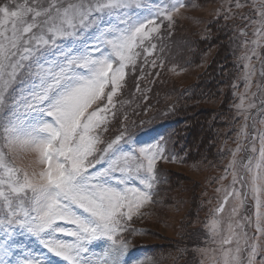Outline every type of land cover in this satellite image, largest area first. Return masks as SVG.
Segmentation results:
<instances>
[{"label":"snow or ice","instance_id":"6c2138e0","mask_svg":"<svg viewBox=\"0 0 264 264\" xmlns=\"http://www.w3.org/2000/svg\"><path fill=\"white\" fill-rule=\"evenodd\" d=\"M252 6L255 35L264 39V0ZM184 7V0H0V264H144L130 258L133 218L155 203L158 163L178 158L167 153L162 136L133 146L135 124L127 115L120 121L117 97L130 72L138 73L136 92L139 80L161 74L163 60L150 59L153 41ZM235 7L244 4L236 0ZM260 39L252 43L259 47ZM242 59L247 89L255 69L250 56ZM236 107H244L243 98ZM253 130L243 175L238 146L221 178L230 174L231 185L217 189L223 197L213 210V237L220 234L218 214L233 204L212 264H255L264 247V128ZM20 153L32 154L29 167L15 163ZM249 202L253 216H244Z\"/></svg>","mask_w":264,"mask_h":264},{"label":"rangeland","instance_id":"374dc122","mask_svg":"<svg viewBox=\"0 0 264 264\" xmlns=\"http://www.w3.org/2000/svg\"><path fill=\"white\" fill-rule=\"evenodd\" d=\"M235 2L191 0L174 14L175 23L171 27L161 29L162 44L154 57L157 63L163 60L161 74L139 80L142 91L136 92L134 77L138 73L130 72L128 85L117 97V115L122 123L123 116H128L127 122L135 124L131 131L167 119L181 120L171 139L163 136L167 153L178 159L173 163H158L155 203L145 205L141 215L133 218L132 227L137 229V234L129 237L130 258L140 257L144 264H212L211 250H218V240L226 235L233 204L230 199L225 211L218 214L220 234L213 237L209 226L214 218L213 210L223 197L217 189L229 188L232 181L230 174L226 179L221 178L225 177L232 152L238 146L241 151L236 156L237 170L243 175L240 165L246 164L252 155L251 138L256 134L253 124L256 129L264 128L260 122L264 120V76L261 75L264 39L255 35L258 25L253 24L259 17L252 6L253 0H240L244 4L242 8H236ZM152 3L163 5L165 0H152ZM242 30L246 36L241 35ZM257 39H260L259 47L252 43ZM254 48L256 55H252ZM246 55L251 57L255 69L251 87L247 89L242 78L247 63L242 57ZM173 67L176 72L170 71ZM241 98L244 107L238 109ZM250 104L254 107L249 108ZM245 115L249 117L247 121ZM246 123L247 138L241 135ZM113 124L120 126L116 121ZM115 130L105 134V139ZM159 136L141 139L133 146L155 142ZM32 158L31 153H20L14 159L18 166L27 168ZM241 213L253 216L250 202ZM245 231L250 236L255 234L253 224L246 225ZM261 243L264 245V238ZM199 249H208L210 255H202ZM99 250L98 246L96 251ZM216 255L218 259V251ZM246 257L245 250L242 259ZM255 264H264V247L257 253Z\"/></svg>","mask_w":264,"mask_h":264},{"label":"trees","instance_id":"16d2710c","mask_svg":"<svg viewBox=\"0 0 264 264\" xmlns=\"http://www.w3.org/2000/svg\"><path fill=\"white\" fill-rule=\"evenodd\" d=\"M190 1L191 0H185V5L187 6ZM153 42L157 43V49H159L161 44H162L161 39L159 41L154 40ZM157 51L153 54V57H150V59L154 58L156 56ZM139 63L140 62L138 61L137 62L138 66H139ZM151 71L154 73L156 70H151ZM129 75H130V73H129ZM129 75L127 77L128 83L130 81ZM147 77H149V76H147ZM128 83H127V85H128ZM149 83L150 84L152 83V81L150 79H149ZM126 101L130 102V100H126ZM128 107H129V109H131V106H128ZM184 120L182 118V121H184ZM180 124H181V120L177 121L175 119H167V120L161 121V122L153 124V125L142 126L139 129L132 131L133 133H135V135L132 137V139L134 142H136L139 138L148 137V136H151L153 134H157L158 136L160 135L159 137L166 136L168 139H171V135L174 134L179 129ZM170 149H168L169 152H170ZM157 173H159V167H158Z\"/></svg>","mask_w":264,"mask_h":264}]
</instances>
